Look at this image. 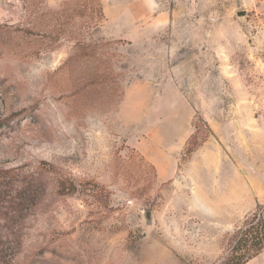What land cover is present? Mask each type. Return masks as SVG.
Here are the masks:
<instances>
[{
  "label": "rangeland",
  "instance_id": "1",
  "mask_svg": "<svg viewBox=\"0 0 264 264\" xmlns=\"http://www.w3.org/2000/svg\"><path fill=\"white\" fill-rule=\"evenodd\" d=\"M32 11L0 0V264L225 263L264 206V0Z\"/></svg>",
  "mask_w": 264,
  "mask_h": 264
},
{
  "label": "trees",
  "instance_id": "2",
  "mask_svg": "<svg viewBox=\"0 0 264 264\" xmlns=\"http://www.w3.org/2000/svg\"><path fill=\"white\" fill-rule=\"evenodd\" d=\"M27 13L32 15L34 0H24ZM5 176L4 173H0ZM66 188V187H64ZM233 247L230 255L223 264H248L253 259L264 253V206L246 219L232 236Z\"/></svg>",
  "mask_w": 264,
  "mask_h": 264
},
{
  "label": "water",
  "instance_id": "3",
  "mask_svg": "<svg viewBox=\"0 0 264 264\" xmlns=\"http://www.w3.org/2000/svg\"><path fill=\"white\" fill-rule=\"evenodd\" d=\"M246 15H247V12H246V11H242V12L237 13V16H238L239 18H243V17H245Z\"/></svg>",
  "mask_w": 264,
  "mask_h": 264
}]
</instances>
